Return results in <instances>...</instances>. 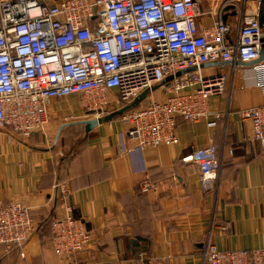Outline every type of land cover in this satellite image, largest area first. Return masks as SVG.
<instances>
[{"label": "crops", "instance_id": "crops-1", "mask_svg": "<svg viewBox=\"0 0 264 264\" xmlns=\"http://www.w3.org/2000/svg\"><path fill=\"white\" fill-rule=\"evenodd\" d=\"M197 1L200 32L212 28L220 14L231 26V43L238 39L241 16L262 6V0ZM201 70L206 77L225 76V90L210 97L209 120L178 121L176 145L133 151L120 116L85 133L77 122L95 117L78 96L52 100L46 134L23 138L10 128L0 132V206L22 203L35 221L25 257L0 247V264H65L49 245L50 224L60 212L58 182L69 184L73 216L93 233L78 264H203L209 239L222 251L263 249L264 154L239 112L264 104L257 87L264 77L251 67L221 62ZM162 97L157 88L153 98ZM210 143L220 148L223 168L215 188L204 192L198 168L182 158ZM145 181L157 189L145 193Z\"/></svg>", "mask_w": 264, "mask_h": 264}, {"label": "built area", "instance_id": "built-area-1", "mask_svg": "<svg viewBox=\"0 0 264 264\" xmlns=\"http://www.w3.org/2000/svg\"><path fill=\"white\" fill-rule=\"evenodd\" d=\"M261 9L241 16L238 39L231 43V26L220 14L212 28L200 32L197 0H0V132L10 128L23 138L46 134L53 99L78 96L88 116L101 118L113 105H129L150 90L146 106L122 116L125 138L133 151L176 145L178 121L209 120L210 97L225 90V76L206 77L202 66L259 59ZM252 69L264 77L263 62ZM169 77L173 80L165 82ZM156 86L163 89L160 100L153 98ZM257 87L264 94V78ZM239 114L251 123V141L264 154V104ZM219 151L210 143L182 158L198 168L204 192L215 188L223 168ZM57 187L60 212L51 224L50 249L65 264H78L93 233L73 216L69 184ZM156 189L143 184L145 193ZM34 228L28 206H0V247L7 253L17 249L24 258ZM206 245L203 264H264V248L222 251L210 239Z\"/></svg>", "mask_w": 264, "mask_h": 264}, {"label": "water", "instance_id": "water-1", "mask_svg": "<svg viewBox=\"0 0 264 264\" xmlns=\"http://www.w3.org/2000/svg\"><path fill=\"white\" fill-rule=\"evenodd\" d=\"M260 23H261L262 28L264 29V0H262V9L260 12ZM261 41H262V44L260 47L261 52H260L259 59H257L256 61L246 62V63H243L241 61H236V62L235 61H229V62H221V63L224 65L232 64L236 68H243V69L246 67L252 68L253 65L258 64V63H262L264 61V37L262 38ZM191 71H196V68L181 71L180 73H178L177 76L180 77L182 74L187 73V72H191ZM172 80H173V77H169L165 80V82L168 83ZM157 88H158V86L154 87L153 90H156ZM149 94H150V90L145 91L141 95H139L138 98L133 100V103L126 105L120 109H117V111L111 112L108 115L102 116L101 118H91V119L81 121V122H77V123L84 125L85 133H88L91 130H93L94 128L98 127L99 125H102L103 123L112 122L115 119V117L122 116V115L130 112L134 108L138 107L143 102H145V100L148 98Z\"/></svg>", "mask_w": 264, "mask_h": 264}, {"label": "trees", "instance_id": "trees-1", "mask_svg": "<svg viewBox=\"0 0 264 264\" xmlns=\"http://www.w3.org/2000/svg\"><path fill=\"white\" fill-rule=\"evenodd\" d=\"M137 108V107H136ZM123 116V115H122ZM122 116H120V117H122ZM119 116H117V117H115V118H118ZM53 221V220H52ZM52 221H51V224H52ZM51 224H50V234H51ZM47 228V227H46ZM52 235V234H51ZM50 238H51V236H50ZM16 251H18L17 249H15Z\"/></svg>", "mask_w": 264, "mask_h": 264}]
</instances>
